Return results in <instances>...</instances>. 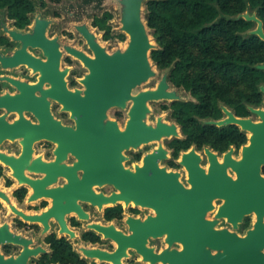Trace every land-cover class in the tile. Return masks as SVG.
<instances>
[{"label": "water", "instance_id": "water-1", "mask_svg": "<svg viewBox=\"0 0 264 264\" xmlns=\"http://www.w3.org/2000/svg\"><path fill=\"white\" fill-rule=\"evenodd\" d=\"M119 4L122 11L121 30L130 36L126 50L107 52L86 25H80L77 29L87 40L95 58L67 47L68 52L78 57L89 70L82 80L85 86L83 97L80 90L73 93L67 89L64 81L67 71H58L61 52L55 40L49 41L46 38L48 20L37 18L32 34L9 31L15 41L22 43V48L13 56L0 57L3 66L13 68L27 63L35 71H41L43 77L38 85L33 86L7 78L21 93L0 96V109L17 112L19 119L9 123L5 116L0 117V144L7 139H19L23 150L17 158L0 152V160L11 167L19 184L32 187L29 201H36L43 196L53 198V206L41 215L27 216L12 206L13 211L30 222L42 223L45 232L50 228L49 220L55 218L61 226L60 233H69L70 237H74V232L66 225V214L76 212L81 219H89L88 214L77 205V199L90 201L100 209L104 204H115L120 200L126 206L133 202L136 206L154 209L156 216L149 215L144 220L129 216L126 220L129 234H124L114 225L89 224L90 229L114 241L117 248L113 252L83 248L84 258L124 264L128 250L134 249L143 256L144 261L152 264L157 261L165 264H264V177L261 172L264 166V110L251 108L262 122L238 118L226 107L223 108L227 116L225 119L208 122L218 127L238 125L253 135L250 145L243 147L240 161L233 159L234 150L231 149L225 154L224 162L220 163L217 155L206 148L211 164L208 174L200 167L201 158L194 149L184 153L181 164L189 172L192 189H186L179 182V173H167L165 168H159V161L167 158L162 145L146 155L144 166H136V172L124 168V150L137 148L150 141L179 136L176 124L169 125L160 118L157 126L152 127L143 121L148 112L147 103L181 99L176 91L170 90L168 76L162 78L156 89L142 91L131 97L135 88L155 74L150 57L154 45L142 17L143 0H119ZM241 17L247 21H256L258 27L251 33L264 40L262 22L248 14L237 19ZM29 45L43 48L49 62L43 63L30 55L27 52ZM257 68L264 70V64ZM57 73L59 78H56ZM44 77L53 85L45 94L59 100L66 110L72 111L77 123L76 129L63 127L55 121L50 115L46 99L34 97L33 91L42 88ZM261 91L264 93V86ZM129 98L134 99L135 105L130 112L131 119L127 128L122 132L116 121L107 120V113L114 107H124ZM27 110L36 115L39 124H32L24 117V111ZM41 140L58 143L55 162L45 163L41 158L32 159L33 145ZM68 152L78 159L74 167L60 165ZM78 169L84 172L82 179L77 176ZM229 169L236 173V179L229 176ZM26 170L46 175L43 179L34 180L26 175ZM59 175L66 176L69 184L65 188L48 189ZM105 184L113 185L120 193L114 192L107 197L92 190L94 185ZM0 198L8 201L6 193L1 191ZM216 198L224 200L216 215L217 220L227 218L235 229L246 215L253 212L256 214L254 228L245 237L227 229L215 230L217 220H206ZM164 234L168 235L167 242L170 245L181 242L184 250L164 251L155 255L147 247L148 240ZM6 242L21 244L24 249L16 257H7L1 252V245ZM32 244L30 239L12 235L8 225H4L0 229V264H28L31 257L48 253L41 246L31 248ZM212 250L217 253L213 255Z\"/></svg>", "mask_w": 264, "mask_h": 264}, {"label": "trees", "instance_id": "trees-1", "mask_svg": "<svg viewBox=\"0 0 264 264\" xmlns=\"http://www.w3.org/2000/svg\"><path fill=\"white\" fill-rule=\"evenodd\" d=\"M249 2L255 3V0ZM146 5L149 28L159 32L163 26L180 47V50L175 52H168L166 49L152 50L151 60L161 70L171 68L168 81L174 87L189 92L197 100V102L182 100L172 102V116L185 135V139H175L171 142L173 155L178 157L182 150H188L193 145L199 149L210 146L225 152L231 146L240 147L245 144L247 137L237 126L217 127L208 123L223 118L222 105L234 108L238 117H248L251 113L247 104L258 106L261 102L257 92L259 85L264 83V72L258 70L257 66L264 64V56L256 62H248L240 60L233 53L237 48L247 50L264 47V42L258 37L246 34L250 33L253 23L236 17L245 11V1L239 0L236 9L230 8L229 0H150ZM37 7L45 8L46 4L43 0H0V8L7 9L8 18L13 20L14 26L19 29L30 25V15ZM112 19L113 15L110 12H104L93 22V26L105 32L106 40L112 38V27L109 24ZM217 37L224 38L226 53H213V44ZM6 42L5 38L0 37V44ZM189 46L197 47L203 55L196 65L191 62L187 54ZM195 66L216 71L230 85L235 84L237 78L243 80L247 78L251 81L253 92L256 94L255 102L250 101L249 97L241 96V101L234 104V101H231L223 91L214 89L212 79L206 80L203 74L191 75L189 69ZM139 158L140 155H136V159ZM171 165L176 167L173 162ZM1 172L0 167V175ZM10 184L8 182V186ZM17 197H21L18 192ZM121 212L120 207L107 209L106 219L112 220ZM84 239L92 242L99 240L92 234H86ZM46 242L51 252L41 258L40 264H88L86 259L73 251L72 246L65 239L50 236Z\"/></svg>", "mask_w": 264, "mask_h": 264}, {"label": "rangeland", "instance_id": "rangeland-1", "mask_svg": "<svg viewBox=\"0 0 264 264\" xmlns=\"http://www.w3.org/2000/svg\"><path fill=\"white\" fill-rule=\"evenodd\" d=\"M46 4L45 8H40L37 7L35 12H33L30 15L31 18V27L33 29L34 27V21L37 18H41V19H46L49 21V29L47 31V35L49 37H54L56 36L57 38H59V42L61 45V50H62V55H63V59H62V68L67 69V65L64 61L65 57H67L66 55H68V53L66 52V48L70 47V48H80L82 50H84L85 52H87L88 54L92 55V51L88 49L86 43L84 44L83 41H85V39L83 38V36L79 33L77 27L80 25H86L89 30L92 33H97L98 37L100 38L99 40H101V36L102 33L98 31V29H93L92 27V22H93V18L94 17H101L102 14L104 12H110L113 15V19L109 22V24L112 27V34L113 37L112 39H110L107 42H103L100 41L101 45L106 48L107 52L109 53H114L117 50H125L126 47L128 46V42H129V36L127 34H125L124 32H122L121 30V5L119 4V0H43ZM150 0H143V9H142V17H143V21L144 23L147 25V32L148 35L150 37L151 42L154 45V49H166L168 52H175L176 50H180L179 45L173 41V38L169 35V33L166 31V29L161 26L159 32H155V30L149 28L148 23H147V18H148V10H147V2ZM156 1H163V0H156ZM245 4H246V9H248L247 12L245 13H240L238 15H236V17H240L243 16L245 14H253L251 12L250 8V2L249 0H244ZM237 2H239V0H229V5L230 8L236 9L237 8ZM243 18V17H241ZM244 19V18H243ZM0 28L2 29V32L4 35H8L9 33H7V30H16V27L14 26V21L10 20L8 18V11L7 9H2L0 8ZM30 30V28L28 27L27 29L23 30V32H25L26 30ZM22 32V31H19ZM22 32V33H23ZM32 32V31H31ZM245 34V33H244ZM246 34H251L253 35L251 32L250 33H246ZM245 34V35H246ZM123 37V38H122ZM259 44V43H258ZM18 46V44H17ZM227 52V48L225 46V40L222 37H217L214 40V44H213V53L214 54H221V53H226ZM4 53H10V51H8L7 49L4 48H0V54H4ZM35 54L40 55V53L38 51H34ZM234 55L237 56L240 60L243 61H253L256 62L257 60H259L260 58H262L264 56V47H256V48H252V49H242V48H237L234 49L233 51ZM188 56L191 59V62L193 64H198V61L203 57V55L201 54V52L199 51V49H197V47L194 46H189L188 47V52H187ZM70 56V55H69ZM74 64V74L76 76H79L82 78L85 77L88 73L89 70L79 61H73ZM151 66H152V70L155 73L153 77H151L147 82L143 83L142 85L138 86L135 89V93H139L141 91L144 90H148L151 88H155L159 82L162 80V78L164 76H168L169 72L171 70L167 69V70H161L157 67V65L151 60ZM22 68H18V69H10V70H4L1 71V73L3 74H8V75H12V76H22L24 73H22ZM71 71V70H69ZM189 73L191 75H201L203 74V77H205L206 80L212 79L214 82V86H215V90L218 91H223L225 93V95L231 100L234 101V104L239 103L241 100V96L244 97H249L250 101H254L256 100V94L253 92L252 86H251V81H248V79L246 78L245 80L241 79V78H237L236 79V83L235 84H228L224 81V79L222 78V76L217 73L214 70H210V69H200L198 66L195 67H191L189 69ZM28 77V76H27ZM71 76L69 75L67 80L68 82L70 81ZM170 83V82H169ZM8 90L10 92H15L16 90L13 87H8ZM170 90L171 91H176L178 96L180 97V99L182 101H192V102H197V100L187 91L183 90V89H178L176 87H174L171 83H170ZM171 101L168 100H161V101H156V102H152L149 104V114L146 118V122L148 125H155L158 119H162V121L164 123H167L169 125L171 124H175L174 119L172 118V115L170 114L169 111H163V107L164 106H168L170 104ZM247 104V103H246ZM248 105V104H247ZM163 106V107H162ZM162 107V108H161ZM222 107H226V108H230L228 106L222 105ZM118 111V109H110L107 113V118L109 120H118L120 123V126H123L125 124V120L127 117L126 111H123L122 117L121 118H116V112ZM3 111L0 110V114ZM56 113V116H59ZM28 116V115H27ZM16 117V115L11 114L9 115V120H14ZM30 117V115H29ZM254 121H259L260 118L257 115H253L251 117ZM63 120L68 121L65 117L63 118ZM179 137L183 138V136L181 135V133L179 132ZM185 137V136H184ZM173 139V138H164L159 142L156 143H151L148 145H142L141 147H139L138 149H132V150H128L125 152V156L126 157H131L133 155V153L135 152H145V151H152L153 149L157 148L158 146L162 145L165 148H168L167 144L168 142ZM21 143L20 141L16 140V141H7L5 142L1 149L3 152L13 155V156H18L21 152ZM54 146L53 144L47 143L45 141L43 142H39L35 144V152H34V156H43L46 158H50L52 157V153L51 151L53 150ZM170 155H171V150L169 151ZM200 153L203 156V162L202 165H206L207 163V157L203 151H200ZM235 158H240V151L238 153L234 154ZM72 160V159H71ZM70 162V161H69ZM125 165L128 164L125 163ZM3 177L0 179V189L5 191L6 194H8L9 196L12 197V193H13V189L20 187V185L17 183V180L14 179V177L11 174V170L6 167L5 165H3ZM177 171H179L181 173V181L185 184H187L186 182V177H187V172L186 170L181 167L180 169H178ZM31 177H36L38 175L36 174H30L28 173ZM10 179L11 183L13 182V186L10 189L6 188V181ZM96 190L98 192H105V193H111L113 192L115 189L112 186H105V187H96ZM41 202V201H40ZM40 202H37L38 204ZM12 203H14L16 206H18L19 208H26L25 206H23L22 204L18 203V201L14 198L12 200ZM37 204V205H38ZM217 205L221 204V201H217L216 202ZM36 205V204H34ZM0 206H1V210H0V223H9L10 224V228L12 229V231L14 232H21V234L25 237H27L28 239H31L33 241V247H38V246H42L44 249L47 250V252H51L49 250V245H45L43 243V238L45 237V235L41 234L42 232V226L39 225L38 228H25V229H18L16 228V223H17V217L11 212V210L9 209V206L7 205V203L5 201H3L2 199H0ZM34 207V206H31ZM85 209L88 211V213L91 215V219L89 220V222H98V223H103L105 225H114L116 228L120 229L121 231L125 232V233H130L129 231V227L126 224L125 221H113V222H106L103 219V212H99L97 210V208L92 207V206H86L84 205ZM126 213L127 215L132 214V215H136L133 214L131 212V209H137L135 208V205H131L126 206ZM140 217L145 218L148 215H152L153 212L148 210V209H144V210H140L138 209ZM212 213L208 214V218H213ZM252 219L254 218L253 216L251 217ZM70 219V217L68 218V220ZM85 226V228H82L80 230H78V234L81 237L82 233L86 230L87 226L86 224H88V221H81V225ZM219 228H224V227H230L228 225V223L225 220H221L219 222L218 225ZM58 224L56 222L52 223V229L51 231L53 232H57L58 233ZM49 233V232H48ZM48 235V234H47ZM60 236V235H59ZM102 239L104 240V242L102 243H98V244H91L88 242H82L80 239L77 240H71L72 241V245L74 247V249L78 251V245L79 246H83L86 248H98V249H102V250H107V251H114L117 246L114 243V241L110 240V239H105L102 236ZM162 240L161 239H151L149 245H155V246H160L162 245ZM72 247V248H73ZM1 252L2 254H5L2 251V247H1ZM18 253L17 249H15V251H13V254ZM135 251H128V257L125 258L123 260L124 264H131L130 262L127 261L128 258L131 257V255L134 253ZM80 253V252H79ZM81 257L84 258V256L80 253ZM6 256V255H5ZM88 261V264H112L109 262H105V261H100L97 259H87L84 258ZM38 261V257H32L28 264H37ZM136 264H150V263H145L143 261L138 262Z\"/></svg>", "mask_w": 264, "mask_h": 264}, {"label": "flooded vegetation", "instance_id": "flooded-vegetation-1", "mask_svg": "<svg viewBox=\"0 0 264 264\" xmlns=\"http://www.w3.org/2000/svg\"><path fill=\"white\" fill-rule=\"evenodd\" d=\"M249 9H251V12L253 13V14H249L250 16H255L256 18H258L261 22H262V24H263V30H264V0H255V3H250V8ZM248 11V9H245V11L243 12V13H245V12H247ZM103 15V14H102ZM96 17H94L93 18V22H94V19H95ZM247 21V20H246ZM35 22V21H34ZM93 22H92V27H93V29H98V31L99 32H101L102 33V36H101V40H99V41H103V42H107V41H109V40H106L105 38H104V36H105V32L104 31H102V30H100L99 28H97V27H95V26H93ZM248 22H251V23H253V26H252V28L249 30V32H251V31H253V30H255L257 27H258V23L256 22V21H248ZM32 23V22H31ZM31 23H30V25H28L26 28H23V29H19V28H17L16 26V29L18 30V31H22L23 32V30H25V29H27L28 27L30 28V30L28 29V30H26L25 32H23V33H33V29H34V27H33V29H32V27H31ZM50 25V24H49ZM48 29H49V26H48V28H47V30H46V38L49 40V41H52V40H55L56 41V43L58 44V49H59V51L61 52V58H60V64H59V68H58V71L59 72H64V71H67V73H66V75L64 76V81L66 82V86H67V89L69 90V91H71V92H76L77 90H80L81 91V96L83 97L84 96V92H85V86H84V84L82 83V80L85 78V77H83L82 78V76L81 77H79V76H76L75 74H74V64H73V61L75 60V61H79V62H81L84 66H85V64L78 58V57H75L74 55H72V54H70L69 52H68V50H67V48L65 49L66 50V52L68 53V55H66L67 57H65V59H64V61H65V63H66V67H67V69H64V68H62V59H63V55H62V50H61V45H60V42H59V38H57L56 36H54V37H49L48 35H47V31H48ZM32 31V32H31ZM8 33V32H7ZM111 34H112V31H111ZM98 35V34H97ZM254 36H256V37H258L259 38V40H261V41H263L264 42V40H262L259 36H257V35H254ZM0 37H3V38H5L6 40H7V42L5 43V44H0V48H4V49H7L8 51H10V53H4V54H0V57H10V56H13L14 55V53L17 51V50H19L20 48H22V43L21 42H19V41H15L10 35L8 36H6V35H4L3 34V32H2V29L0 28ZM112 37H113V34H112ZM84 38V37H83ZM85 39V38H84ZM100 39V38H99ZM112 39V38H111ZM96 40H97V42H98V38H97V36H96ZM84 42V44L86 43V45H87V47H88V49L89 50H91L92 51V54H93V56H94V53H93V50L91 49V47H90V45L88 44V42H87V40L85 39V41H83ZM99 43V42H98ZM101 43V42H100ZM99 43V44H100ZM17 44H18V46H17ZM101 45V44H100ZM102 46V45H101ZM75 49V48H74ZM76 50H79V51H82L84 54H87L88 56H90V57H92V55H90V54H88L87 52H85L84 50H82V49H80V48H76ZM34 51H38L39 53H40V55H37V54H35L34 53ZM27 52L30 54V55H32L33 57H35V58H37V59H39L41 62H43V63H48L49 62V59H48V56L45 54V52H44V49L43 48H40V47H32V46H28L27 47ZM70 55V56H69ZM263 65V64H262ZM86 67V66H85ZM18 68H22V73H24L22 76H10V75H8V74H3V73H1L0 74V96H3V95H6V94H10V95H17V94H20L21 92L19 91V89L14 85V84H12L9 80H7V78H10V79H14V80H18V81H20V82H24V83H27L28 85H31V86H33V85H38L39 83H40V79L43 77L42 76V72L41 71H39V70H37V71H35L34 70V68L32 67V66H30L29 64H27V63H24V64H19L18 66H16V67H4L3 66V64H2V62L0 61V72L1 71H4V70H10V69H18ZM87 68V67H86ZM258 69V68H257ZM69 70H71V71H69ZM258 70H260V69H258ZM261 71H263L264 72V70H261ZM71 76V79H70V81L68 82V80H67V78H68V76ZM28 76V77H27ZM56 78H59V75H58V73L56 74ZM44 83L42 84V88L41 89H36V90H34L33 91V95H34V97L35 98H37V99H39V100H42L43 98H45L46 99V101L49 103V112H50V115L52 116V118L55 120V121H57V122H60V124L63 126V127H70V128H73V129H76V127H77V123H76V119L73 117V113H72V111L71 110H66L65 108H64V105L59 101V100H57V99H54V98H52V97H49L48 95H46L45 94V92H47V91H50L51 89H52V87H53V85H52V83L50 82V80L49 79H47L46 77H44ZM158 86V85H157ZM157 86L155 87V88H151V89H148V90H154V89H156L157 88ZM262 86H264V83H262L261 85H259V90H258V94H259V97H260V99H261V102H260V104L258 105V106H252V105H250V104H248L247 105V108L249 109V111H250V113H251V115L250 116H248V117H238V116H236V114H235V112H234V108L232 109V108H229V110L236 116V117H238V118H245V119H251L252 121H254L251 117L253 116V115H257L259 118H260V116L258 115V114H256V113H254V112H252L251 111V108H253V109H262V110H264V93L261 91V87ZM8 87L10 88V87H13L16 91L15 92H10L9 90H8ZM136 89V88H135ZM135 89L132 91V93H131V97H135V96H137L139 93H135ZM144 91H146V90H144ZM142 92V91H141ZM152 102H156V101H149L148 103H147V107H148V112L146 113V117L143 119V121L147 124V122H146V118H147V116H148V114H149V112H150V110H149V104L150 103H152ZM172 102H174V101H172ZM172 102H170V104L168 105V106H162L161 108L163 109V111H169L170 112V114L172 115ZM135 105V102H134V99L133 98H129L127 101H126V104H125V106L124 107H114V108H112V109H118V111L116 112V118H121L122 117V114H123V111H126V114H127V117H126V120H125V124L123 125V126H120V123H119V121L118 120H113V121H116L117 123H118V127H119V129L122 131V132H124L125 130H126V128H127V125H128V122L130 121V119H131V116H130V112H131V110H132V108H133V106ZM165 107H167L166 109H165ZM1 111H3L1 114H0V117H2V116H5L6 117V120L9 122V123H13L14 121H16V120H18L19 119V114L17 113V112H8L6 109H0ZM55 112H57V114L59 115V116H56V113ZM222 112H223V118L222 119H225L227 116H226V114L224 113V111H223V107H222ZM11 114H14V115H16V117H15V119L14 120H9V115H11ZM28 115V116H27ZM29 115H30V117H29ZM24 117L28 120V121H30L32 124H39L40 123V121H39V119L36 117V115H34V113L33 112H31V111H24ZM66 118L68 121H66V120H63V118ZM172 118H173V116H172ZM174 119V118H173ZM221 119V120H222ZM107 120H109V119H107ZM174 121H175V124L178 126V131L181 133V135L183 136V138H180L179 136H173V137H170V138H173V139H171L169 142H168V144H167V146H168V148H165L164 146H162L165 150H166V152H167V158H165V159H162L161 161H159V168L160 169H162V168H165L166 169V171H167V173H179L180 174V176H179V182L186 188V189H192V184H190L189 183V179H190V177H189V172H188V170L186 169V167L185 166H183L182 164H181V161H182V155L184 154V153H188L189 151H191L192 149H194L195 151H196V153L200 156V158H201V161H200V167L202 168V169H204L205 170V172H206V174H208L209 173V168H210V160H209V156L207 155V153H206V148H208V149H210L214 154H216L217 155V157H218V161L220 162V163H222V162H224V156H225V154L228 152V151H230L231 149H233L234 150V152H233V154H232V157H233V159H235V160H237V161H240L241 159H242V150H243V147L244 146H249L250 145V138L252 137V135H253V133L251 132V131H249V130H243L240 126H238V125H234V126H237L239 129H240V131L241 132H243V133H245V135H246V137H247V142L245 143V144H243V145H241L240 147H236V146H231L227 151H225V152H220V151H218V150H215V149H213V148H211L210 146H203L201 149H199L196 145H193V146H191L188 150H182L180 153H179V156L178 157H175L174 155H173V153H174V149L172 148V147H170V144H171V142L173 141V140H175V139H178V140H183V139H185V135L183 134V132H182V129H181V126L177 123V121L174 119ZM254 122H262L261 121V118H260V120L259 121H254ZM157 123H158V120H157V122H156V124L155 125H148V126H152V127H156L157 126ZM215 125V124H214ZM226 126H228V125H226ZM218 127V126H217ZM223 127V126H222ZM16 140H18V141H20V143H21V140H19V139H16ZM16 140H9V139H7V140H5V141H3L1 144H0V152H3L2 151V149H1V147H2V145L5 143V142H7V141H16ZM43 141H45V142H47V143H50V144H53V146H54V148H53V150L51 151V153H52V157H50V158H46V157H43V156H37V157H35L34 156V152H35V144L36 143H39V142H43ZM156 142H159V141H150V142H148V143H143L142 145H148V144H151V143H156ZM34 145H33V150H34V152H33V156H32V159H36V158H41L42 159V161L43 162H45V163H53V162H55L56 160H57V155H56V150H57V148H58V143H56V142H53V141H48V140H41V141H38V142H36ZM142 145H140L139 147H141ZM21 152H20V154L18 155V156H13V155H11V156H13V157H19L21 154H22V150H23V146H22V144H21ZM139 147H137V148H133V147H131L130 149H126V150H124V152H123V155L125 156V152L126 151H128V150H132V149H138ZM159 148V146L157 147V148H155V149H153L152 151H145V152H135V153H133V155L131 156V157H126V159L123 161V166H124V168L125 169H130L131 171H133V172H136V166H139V167H142V166H144V159H145V157H146V155L147 154H150V153H153L155 150H157ZM171 150V155H170V153H169V151ZM204 150V153H205V155H206V157H207V163H206V165H202V162H203V156H202V154L200 153V151H203ZM240 151V158H235V156H234V154L235 153H238ZM3 153H5V152H3ZM7 154V153H6ZM8 155H10V154H8ZM136 155H140V158L137 160L136 159ZM72 159V160H71ZM70 161V162H69ZM78 162V159H77V157L75 156V155H73L71 152H68V154H67V156H66V158L64 159V160H62L61 162H60V165H66L67 167H74V165L76 164ZM175 163L176 164V167H174V166H172L171 165V163ZM125 163L126 164H128V167H127V165H125ZM3 165H5L4 163H2L1 161H0V167L2 168V172H1V175H0V179L3 177ZM6 167H8L10 170H11V174H12V176H13V171H12V169L9 167V166H7V165H5ZM181 167H183L185 170H186V172H187V177H186V182H187V184H185V183H183L182 181H181V173L179 172V171H177L178 169H180ZM262 176L264 177V166L262 167ZM26 175L28 176V177H30L31 179H34V180H38V179H43L44 177H45V173H31V172H29V171H27L26 170ZM28 173H30V174H36V175H38V176H36V177H31ZM76 173H77V176H78V178L79 179H82V177H83V170H81V169H78L77 171H76ZM228 174H229V176H231L233 179H236V173L232 170V169H229L228 170ZM14 177V176H13ZM14 179H16L15 177H14ZM17 180V179H16ZM8 182H10L11 183V181H10V179H8L7 181H6V188L7 189H10L12 186H13V182L8 186ZM17 183L19 184V182L17 181ZM69 184V181H68V178L66 177V176H64V175H59L58 177H57V179H56V181L53 183V184H51V185H49L48 186V189H58V188H65L66 187V185H68ZM20 185V187H18V188H15V189H13V193H12V197L11 196H9L8 194H7V196L10 198V200H11V203H12V200L15 198L17 201H18V203H20V204H22L23 206H25L26 208H19L18 206H16L14 203H13V207L16 209V210H18V211H20V212H22V213H24L25 215H27V216H30V215H41L43 212H46V211H48V209H50L52 206H53V198L52 197H48V196H43V197H40V198H38L36 201H29V198H30V196L32 195V192H33V189H32V187L29 185V184H19ZM105 186H112L115 190L113 191V192H111V193H105V192H98L97 190H96V187H105ZM92 190L96 193V194H103L104 196H107V197H110L114 192H118V190L113 186V185H110V184H105V185H103V186H98V185H94L93 187H92ZM0 191H2V192H5V191H3V190H1L0 189ZM17 192H18V194H20V198H18L17 197ZM0 199H2L3 201H5L3 198H0ZM41 201V202H40ZM217 201H221V204L220 205H217L216 204V202ZM6 202V201H5ZM37 202H40L39 204L37 203ZM7 203V202H6ZM77 205L78 206H80V208H82V210L86 213V214H88V216H89V219L88 220H86V219H81L80 217H79V215H78V213H68V214H66V216H65V221H66V225H67V227H68V229L70 230V231H72V232H74V234H75V237H73L72 239H71V237H70V235L68 234V233H60V230H61V226H60V224L55 220V218H51L50 220H49V225H50V228H49V230L47 231V232H45V227H44V225L42 224V223H40V222H37V223H33V222H30V221H28V220H26V219H24L21 215H19V214H17L16 212H14L13 211V209H12V207H10L9 205H8V203H7V205L9 206V209L11 210V212L17 217V223H16V228H18V229H25V228H38L39 227V225H41L42 226V232H41V234H43V235H45V237L43 238V243L45 244V245H49V244H47V242H46V239L48 238V237H50V236H55L57 239H65V241L66 242H68L72 247H73V245H72V241L71 240H77V239H80L82 242H88V243H91V244H98V243H102V242H104V240L102 239V234H100V233H98L97 231H95V230H93V229H90L88 226H89V224H91V223H98V222H89V220L91 219V215L88 213V211L85 209V207H84V205H90V206H92V207H95V208H97V210L99 211V212H103V219L106 221V222H113V221H125L126 222V218L128 217V216H133V217H136V218H140V219H142V220H144V219H146L148 216H146L145 218H142V217H140V214H139V211H138V209H140V210H144V209H142L141 207H136L135 206V208H137V209H131V212L133 213V214H136V215H132V214H129V215H127V213H126V207H125V203L124 202H117V203H115V204H113V203H107V204H104L103 206H102V209H100L97 205H94V204H92L90 201H87V200H82V199H77ZM34 204H36V205H34ZM38 204V205H37ZM224 204V200L223 199H218V198H216V199H214V201H213V210H211V211H209L208 213H207V215H206V220H208V221H216L217 220V218H216V215H217V213H218V210H219V208H220V206H222ZM31 206H34V207H31ZM131 205H129V207H130ZM117 207H120L121 208V210H122V212H121V214L120 215H117L116 217H114L112 220H107L106 219V210L107 209H110V208H117ZM0 208H1V206H0ZM152 209V208H151ZM151 209H148V210H150V211H152L153 212V214H152V216H156V212H155V210L153 209V210H151ZM1 210V209H0ZM209 213H212V214H214L213 215V218H208L207 216H208V214ZM253 216V214H250V215H246L244 218H243V220H242V222H240V223H238V226H237V229H235L234 227H233V224L232 223H230L229 221H228V219L227 218H220V219H218L217 220V223H216V225L214 226V229L215 230H218V231H220V230H224V229H227L228 231H230L231 233H237L239 236H242V237H245L246 236V234H247V232L249 231V230H251V229H253L254 228V224H255V222H256V219H255V217L252 219L251 217ZM70 217V219L68 220V218ZM221 220H225L227 223H228V225L230 226V227H224V228H219L218 227V225H219V222L221 221ZM81 221H88V224H86V226H87V228H86V230L82 233V235H81V237L79 236V234H78V230H80V229H82V228H85V226H84V224L83 225H81ZM53 222H56L57 224H58V233H59V235L57 234V232H52L51 231V229H52V223ZM98 224H100V225H105V224H101V223H98ZM4 225H8V230H9V232L12 234V235H14V236H18V237H20V238H22V239H28L27 237H25V236H23L22 234H21V232H14V231H12V229L10 228V224L9 223H3V224H1L0 223V229L4 226ZM109 225H111V224H109ZM106 226H108V225H106ZM116 229H118V228H116ZM118 230H120V229H118ZM121 231V230H120ZM49 232V233H48ZM123 232V231H122ZM124 234H129V233H125V232H123ZM48 234V235H47ZM86 234H92V235H94V236H96V237H98V239L99 240H97V242H92V241H90V240H85L84 239V236L86 235ZM165 235V234H164ZM164 235L163 236H159V237H156V238H154V237H151L149 240H148V243H147V247H149L150 249H152L153 250V253L155 254V255H160V254H162L164 251H173V250H176V251H183L184 250V246H183V244L181 243V242H174L172 245H170L168 242H167V238H168V235L167 236H165L164 237ZM104 237V236H103ZM105 238V237H104ZM106 239V238H105ZM151 239H161L162 240V245H160V246H155V245H149V243H150V240ZM31 240V239H30ZM115 243V242H114ZM116 244V243H115ZM33 245V244H32ZM32 245H30V247L31 248H36V247H33ZM79 246V245H78ZM1 247H2V251L5 253L4 255H6L7 257H10V256H14V257H16V256H18L22 251H23V249H24V246H22L21 244H18V243H15V242H6V243H4V244H2L1 245ZM42 247V246H41ZM15 249H17V251H18V253H15V254H13V251H15ZM49 250L51 251V249H50V246H49ZM130 250H132V251H135L132 255H131V257L130 258H128L127 259V261L128 262H130L131 264H136V263H138V262H141V261H143V262H145V263H147V261H144L143 260V256L141 255V254H139L136 250H134V249H129L128 251H130ZM73 251H75L76 253H78L79 255H80V253L79 252H77L75 249H74V247H73ZM115 251V250H114ZM111 252H113V251H111ZM49 253V252H48ZM217 253V251L216 250H212V254L214 255V254H216ZM46 253H40L37 257H38V261H37V264H40V261H41V258L45 255ZM81 256V255H80ZM32 258V257H31ZM30 258V259H31ZM29 259V260H30ZM150 264H152V263H150ZM155 264H165V263H163L162 261H157ZM168 264V263H167Z\"/></svg>", "mask_w": 264, "mask_h": 264}, {"label": "bare ground", "instance_id": "bare-ground-1", "mask_svg": "<svg viewBox=\"0 0 264 264\" xmlns=\"http://www.w3.org/2000/svg\"><path fill=\"white\" fill-rule=\"evenodd\" d=\"M35 21H36V19H35ZM34 25H35V22H34ZM121 27H122V25H121ZM9 31H14V30H8V33H9ZM96 36H97V38H98V42L100 43V41H99V37H98V35H97V33H94ZM126 34V33H125ZM9 35H10V33H9ZM11 36V35H10ZM129 36V35H128ZM129 41H130V36H129ZM128 44H129V42H128ZM103 47V46H102ZM128 47V46H127ZM127 47H126V49H127ZM125 49V50H126ZM79 51V50H78ZM85 55H87V54H85ZM88 56V55H87ZM93 58H95V56H92ZM121 131V130H120ZM1 161V160H0ZM2 163H4L3 161H1ZM223 163V162H222ZM5 164V163H4ZM6 165V164H5ZM143 167V166H142ZM11 168V167H10ZM2 192V191H1ZM3 193H5V192H3ZM117 193H120L119 191L117 192ZM7 195V194H6ZM8 197V196H7ZM5 200V199H4ZM6 201V200H5ZM7 203H8V205L10 206V207H12V205H13V203H11V200H10V198L8 197V201H6ZM118 202H124V201H118ZM125 203V202H124ZM129 205H135L133 202H131ZM136 206V205H135ZM136 207H141L142 209H151V208H147V207H143V206H141V205H139V206H136ZM151 210H153V209H151ZM72 213V212H71ZM74 213V212H73ZM76 213V212H75ZM253 214V216L255 217V219H256V214L253 212L252 213ZM129 217V216H128ZM128 217L126 218V220L128 219ZM256 221H257V219H256ZM69 234V233H68ZM165 236H167V234H165L164 235V237ZM75 237V236H74ZM73 237H71V239H72ZM116 246H117V244H116ZM83 248H86V247H83V246H78V251L84 256V252H83ZM87 249V248H86ZM147 263H151V262H147Z\"/></svg>", "mask_w": 264, "mask_h": 264}]
</instances>
